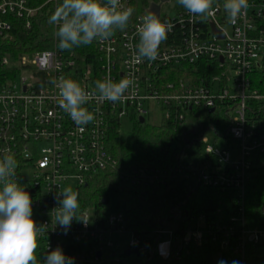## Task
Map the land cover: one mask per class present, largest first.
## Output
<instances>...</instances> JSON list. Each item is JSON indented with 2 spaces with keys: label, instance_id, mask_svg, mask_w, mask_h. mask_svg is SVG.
I'll return each mask as SVG.
<instances>
[{
  "label": "built area",
  "instance_id": "2783aa9c",
  "mask_svg": "<svg viewBox=\"0 0 264 264\" xmlns=\"http://www.w3.org/2000/svg\"><path fill=\"white\" fill-rule=\"evenodd\" d=\"M59 2L44 0L36 5L32 0H0V38H12L18 26L32 29L38 13L44 10L50 15ZM124 3L135 9L129 27L109 41L80 46L85 49L81 62L79 47L63 52L57 49L53 26L52 47L33 52L32 64L24 53L17 62L16 75L0 81V152L10 149L15 154L17 175L33 198L34 219L49 225L47 237L39 242L41 259L47 247L62 248L65 255L74 257V264H129L127 257L150 254L164 260L181 259L210 242L219 264H248L249 244L264 243V227L248 228L245 208L248 170L257 155H264V133L249 127L248 116L249 100L264 99V94L251 89V74L264 57V0H248L246 14L234 24L227 22L222 1H216L214 15L206 19L190 16L177 0ZM152 5L159 6L161 20L174 25L160 46L159 58L135 66L134 86L127 99L111 103L93 98L87 106L95 111L96 120L78 128L58 106L56 85L51 81L63 75L91 92L96 80L110 76L118 81L132 71L131 46L138 40L139 18ZM46 61L47 67H42ZM2 63L10 66L12 62L5 56ZM187 65L194 67L189 71ZM18 73L23 74L19 82ZM157 106L162 120L178 122L188 121L197 109L216 112L223 107L231 115V138L220 139L235 140L238 147L233 151L220 149L205 136V150L216 163H208L198 172L204 186L231 198L229 218L200 213L180 232L161 228L156 231L158 238L149 240L128 230L125 211L116 216L108 211L102 218L91 207L81 206L86 224L74 219L67 234L54 227L51 210L57 205L53 197L66 186L76 189L111 170L133 183L166 185L183 170L144 166L126 174L109 150V132L116 123L121 125L122 117H144L146 121L150 107ZM262 216L264 221V207ZM122 232L131 234L124 248L111 240L112 235ZM127 250H137L139 255L127 256Z\"/></svg>",
  "mask_w": 264,
  "mask_h": 264
},
{
  "label": "trees",
  "instance_id": "16d2710c",
  "mask_svg": "<svg viewBox=\"0 0 264 264\" xmlns=\"http://www.w3.org/2000/svg\"><path fill=\"white\" fill-rule=\"evenodd\" d=\"M44 0H32L40 4ZM223 2V0H216ZM50 15L43 10L38 13L32 29L18 26L12 38H0V81L16 75L14 65L24 53L46 50L53 45V25L48 23ZM85 49L78 48L82 61ZM5 56H10V66L3 65ZM189 71L194 67L185 66ZM251 89L264 94V57L251 74ZM249 127L264 133V99H250L248 102ZM231 115L225 108L216 112L208 109L193 110L188 121L162 120L159 124L144 123L133 117L135 127L131 133H122L119 123L109 132L108 147L126 174L144 166L180 167L169 184H138L122 178L119 171H107L88 179L87 184L76 188L81 206H89L105 218L106 205L110 196L117 192L124 204L128 230L156 240V231L165 228L180 232L192 225L200 213H218L226 220L230 216L231 198L222 191L204 186L198 172L208 163H216L205 148L203 138L208 131H214L218 138L229 137L232 125ZM106 199L107 204L102 200ZM264 155H257L248 170L246 179L245 208L248 228H262L264 221ZM248 264H264V243L249 244ZM129 264H219L214 254V245L206 242L204 248L194 250L181 259L175 257L164 260L155 255L131 256Z\"/></svg>",
  "mask_w": 264,
  "mask_h": 264
},
{
  "label": "clouds",
  "instance_id": "9594fccd",
  "mask_svg": "<svg viewBox=\"0 0 264 264\" xmlns=\"http://www.w3.org/2000/svg\"><path fill=\"white\" fill-rule=\"evenodd\" d=\"M186 12L196 18L214 15L216 0H177ZM248 0H223L228 23H236L246 14ZM135 9L124 0H60L48 18L55 27L57 49L71 51L93 42L109 41L118 32H124L132 20ZM174 25L161 20L155 10L146 11L136 28L138 40L132 45L130 65L132 71L118 81L110 76L98 79L94 91L87 90L75 79L59 76L56 85L57 104L79 128L96 120V113L87 106L94 98L97 102L118 103L131 95L135 66L159 58L160 46L167 40ZM42 67H47V61ZM18 161L9 149L0 152V264H74L62 248L47 247L43 259L39 253L41 238L47 237L49 225L38 224L33 216V198L17 175ZM79 192L66 186L54 194L56 207L51 210L54 227L67 234L73 220L86 224L81 214ZM220 264H226L220 261ZM237 264V262H233Z\"/></svg>",
  "mask_w": 264,
  "mask_h": 264
},
{
  "label": "rangeland",
  "instance_id": "374dc122",
  "mask_svg": "<svg viewBox=\"0 0 264 264\" xmlns=\"http://www.w3.org/2000/svg\"><path fill=\"white\" fill-rule=\"evenodd\" d=\"M165 12L167 11V8L165 7ZM227 30H231L230 26H227ZM10 57V56H7ZM26 59L27 61L32 64V61L34 60V53L33 52H28L26 53ZM12 62V61H11ZM18 62V61H17ZM15 63L14 65H16L18 63ZM23 74L18 73L17 74V81L19 82L21 77ZM24 75H28V73L24 74ZM147 104H146V108H147ZM151 108V114L148 116V120L150 123L153 124H159L162 122V111L161 109L157 106V107H150ZM137 119V118H136ZM135 127V120L131 117V116H124L121 119V125H120V131L122 133H131L133 132ZM206 137L208 139V141L211 144H215L216 147L222 149V148H229L232 151L235 150L238 147V142L236 143L235 140L232 139H225V138H218L216 133L214 131H208L206 134ZM44 146H46V144H43ZM233 159H236V156L234 154ZM106 207L109 210V213L113 216H116L119 212L121 211H125L124 208V204L120 201V198L117 194V192H113L110 196V200L109 203L106 205ZM91 220L95 219V213L91 211V216H90ZM131 239V234L130 232H122V233H117L111 236V240L116 244H120L121 247H126L128 245V242Z\"/></svg>",
  "mask_w": 264,
  "mask_h": 264
},
{
  "label": "water",
  "instance_id": "95a60500",
  "mask_svg": "<svg viewBox=\"0 0 264 264\" xmlns=\"http://www.w3.org/2000/svg\"><path fill=\"white\" fill-rule=\"evenodd\" d=\"M151 10H155V11L158 13V15H159V6H157V5H152ZM213 111H214V109H211V110H210L211 113H212ZM140 122H141V123H144V122H145V118H144V117H141V118H140ZM102 203H103V204H107V200H106V199H103V200H102ZM252 238H253V237H251V239H252ZM133 253L139 255V252H138L137 250H127V251L125 252V254H126L127 256H129V255H131V254H133Z\"/></svg>",
  "mask_w": 264,
  "mask_h": 264
}]
</instances>
